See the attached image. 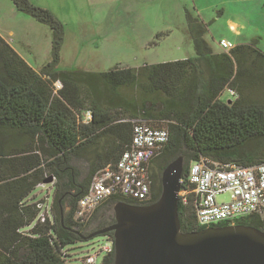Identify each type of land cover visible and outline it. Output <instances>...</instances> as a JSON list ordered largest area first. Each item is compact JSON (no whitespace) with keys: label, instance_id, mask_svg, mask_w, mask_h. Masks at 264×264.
Returning a JSON list of instances; mask_svg holds the SVG:
<instances>
[{"label":"trees","instance_id":"1","mask_svg":"<svg viewBox=\"0 0 264 264\" xmlns=\"http://www.w3.org/2000/svg\"><path fill=\"white\" fill-rule=\"evenodd\" d=\"M12 1L48 24L56 42L52 64L39 73L0 37V264H72L77 243L89 242L93 232L114 223L111 205L146 206L158 199L161 173L177 157L183 158L180 190L186 192V203L178 197L180 227L200 231L204 227L196 222L195 195L186 178L190 164L264 163V98H252L264 86V52L255 41L215 52L204 39L207 24L186 13L193 57L104 72L56 70L51 67L57 63L58 21L28 0ZM55 82L61 84L56 91ZM225 90L227 100L221 99ZM138 123L168 132L148 165L149 200L138 204L112 195L75 219L79 199L97 173L113 167L130 147ZM81 159L88 164L84 177L73 165ZM50 177L51 203H33V191ZM93 221L95 231L85 233ZM234 225L264 232V215L241 217ZM99 236L113 240L110 232ZM100 253L101 264H114L113 251Z\"/></svg>","mask_w":264,"mask_h":264},{"label":"rangeland","instance_id":"2","mask_svg":"<svg viewBox=\"0 0 264 264\" xmlns=\"http://www.w3.org/2000/svg\"><path fill=\"white\" fill-rule=\"evenodd\" d=\"M28 2L48 11L60 25L57 63L51 69L104 72L114 67L137 68L193 57L186 13L199 15L207 24L204 39L215 52L222 51L218 44L221 39L233 46L255 41L256 47L264 52V0ZM0 37L36 72L40 73L53 62L54 30L19 10L12 0H0ZM53 87L56 91L61 84L55 82ZM256 96L261 100L264 98V86L252 98ZM221 99H229L226 90ZM158 126H165V123ZM73 165L82 177L87 174L88 164L84 159L74 160ZM32 195L36 198L33 203L44 199L49 205L53 188L45 184L37 187ZM217 200L227 201L228 194L218 196ZM112 209L113 205L110 206L113 215ZM95 228L96 222H90L84 232L92 233ZM104 241L103 237L97 236L89 242L77 243L71 253L72 264H82L81 259L88 254L94 255ZM103 256L98 253L94 264H101Z\"/></svg>","mask_w":264,"mask_h":264},{"label":"built area","instance_id":"3","mask_svg":"<svg viewBox=\"0 0 264 264\" xmlns=\"http://www.w3.org/2000/svg\"><path fill=\"white\" fill-rule=\"evenodd\" d=\"M218 44L223 51L234 47L224 39ZM167 141L166 130L143 123L136 124L130 147L120 155L113 167L108 166L97 173L87 193L79 199L75 219L89 215L98 205L116 194L138 204L146 203L150 191L148 165ZM186 178L195 195L193 205L199 226H229L241 217L264 215V163L251 167L233 163L224 167H209L207 162L201 160L190 164ZM225 193L228 194V200L218 201V196ZM185 195V190H180L178 196L183 203H186ZM39 219L43 221L44 215L41 214ZM113 250V240L106 238L99 250L87 256L85 261L94 264L98 253Z\"/></svg>","mask_w":264,"mask_h":264},{"label":"water","instance_id":"4","mask_svg":"<svg viewBox=\"0 0 264 264\" xmlns=\"http://www.w3.org/2000/svg\"><path fill=\"white\" fill-rule=\"evenodd\" d=\"M182 171L183 158L177 157L163 169L161 192L154 203H115L114 223L90 238L111 233L114 264H264V232L253 226L181 230L178 194ZM52 181L50 177L43 184Z\"/></svg>","mask_w":264,"mask_h":264},{"label":"crops","instance_id":"5","mask_svg":"<svg viewBox=\"0 0 264 264\" xmlns=\"http://www.w3.org/2000/svg\"><path fill=\"white\" fill-rule=\"evenodd\" d=\"M212 48V47H211Z\"/></svg>","mask_w":264,"mask_h":264}]
</instances>
